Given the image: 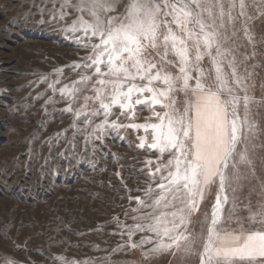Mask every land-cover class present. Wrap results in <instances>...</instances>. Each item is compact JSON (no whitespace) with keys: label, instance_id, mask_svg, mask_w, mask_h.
Masks as SVG:
<instances>
[{"label":"rangeland","instance_id":"obj_1","mask_svg":"<svg viewBox=\"0 0 264 264\" xmlns=\"http://www.w3.org/2000/svg\"><path fill=\"white\" fill-rule=\"evenodd\" d=\"M64 3L0 0V264H200L199 242L192 252L173 247L152 253L154 244L131 247L121 234V225H133L141 214L132 211L136 204L129 196H143L145 161L158 154L138 147L143 131L111 123L97 128L104 116L92 115L99 104L84 99L94 96L90 82L77 84L92 71L74 67L90 48L82 32L68 30L81 15L88 17L75 7L80 0L62 8ZM128 3L115 0L109 15H120ZM245 3L253 17L247 22L252 40L238 23L226 47L234 49L239 74L247 76L246 93L239 95L251 97L249 118L260 131L249 146L251 166H240L236 190L229 189L220 227L233 231L264 230L260 217L250 218L264 207V0ZM201 65L207 75L210 60L205 57ZM168 68L177 74V68ZM74 84L83 89L75 98L60 92ZM176 97L182 107L185 94ZM150 115L137 106L135 122ZM109 121L129 122L118 107ZM216 191V185L207 190L190 233L206 234L205 214L210 216ZM143 235L137 232L132 240Z\"/></svg>","mask_w":264,"mask_h":264},{"label":"snow or ice","instance_id":"obj_2","mask_svg":"<svg viewBox=\"0 0 264 264\" xmlns=\"http://www.w3.org/2000/svg\"><path fill=\"white\" fill-rule=\"evenodd\" d=\"M68 4L65 0L61 7ZM75 7L88 19L81 15L68 30L82 32L90 52L74 67L92 71L77 84L90 82L94 96L84 99L98 102L92 115L104 116L97 128L111 123L143 131L138 147L158 154L145 161L143 196H129L136 204L132 211L141 213L133 217V225H121L129 246L152 243V253L173 247L192 252L199 242L200 264H264V230L220 227L229 189L236 190L240 166H251L249 146L260 131L249 118L251 97L239 95L246 93L247 76L239 74L234 49L226 47L236 37L238 23L252 40L247 22L253 17L247 15L245 0H129L118 16L109 15L115 0H80ZM205 57L211 62L207 75L201 65ZM82 90L74 84L60 92L75 98ZM177 92L185 94L182 107L177 106ZM141 105L151 115L136 123ZM116 107L127 124L109 121ZM212 185L217 191L210 216L205 214L206 234L190 233L191 218ZM257 217L264 223V207L250 218ZM137 232L145 235L134 242Z\"/></svg>","mask_w":264,"mask_h":264}]
</instances>
